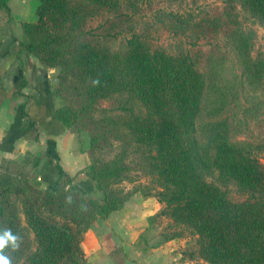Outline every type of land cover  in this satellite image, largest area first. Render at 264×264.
<instances>
[{
    "label": "trees",
    "instance_id": "trees-1",
    "mask_svg": "<svg viewBox=\"0 0 264 264\" xmlns=\"http://www.w3.org/2000/svg\"><path fill=\"white\" fill-rule=\"evenodd\" d=\"M37 1L36 21L19 24L18 45L55 69L51 91L66 103L53 115L70 132H89L87 173L99 195L90 194V182L71 185L61 168L56 186L39 189L30 179L31 157L2 159L0 236L11 231L18 237V246L9 244L3 255L11 264H87L81 247L87 229L138 191L160 205L149 217L150 228L167 220L155 245L189 235L194 240L181 249L184 259L264 264V139L234 142L221 121L198 128L205 74L201 49H192L230 36L243 72L263 79L264 59L250 57L247 38L234 27L232 2L264 26V0H225L212 15L192 9L159 13L164 31L189 39L191 48L173 53L132 30L118 49L110 46L123 32L122 18L129 20L123 4L151 0ZM13 23L8 0H0V25ZM105 149L117 150L99 157ZM136 171L149 185L124 191L119 184L133 182ZM211 174L245 198L231 200L207 180ZM110 255L124 264L121 249Z\"/></svg>",
    "mask_w": 264,
    "mask_h": 264
},
{
    "label": "rangeland",
    "instance_id": "rangeland-1",
    "mask_svg": "<svg viewBox=\"0 0 264 264\" xmlns=\"http://www.w3.org/2000/svg\"><path fill=\"white\" fill-rule=\"evenodd\" d=\"M224 1L151 0L147 3L139 2L135 6L123 4L121 12L122 14L129 15V20L122 18L124 22L120 24L122 25L123 32L111 40L110 46L114 50L118 49L129 31L132 30L138 33H145L151 45L160 46L169 53L181 49H189L191 48L189 39L174 37L162 29L163 26L159 22V18H162L161 16L164 11L192 9L195 12L204 10L212 15V13L221 11L225 6ZM9 2L15 22L21 23L23 20L36 17L37 0H9ZM232 6L236 14L235 30L247 38L250 57L252 59H264V26L246 13L237 2L233 1ZM159 13H161L160 17ZM0 27L1 33L9 38L11 43L12 33L15 35L14 40L15 38L18 40L21 35L19 28L14 23L9 26L0 25ZM118 29H120V26ZM11 45L15 44L12 43ZM198 47L201 49V68L205 74V91L198 128L202 129L204 125H208L210 122L221 121L227 125L232 141L256 145L264 139V78L256 82L243 72V64L241 63L240 56L237 54L233 38L230 36L220 35L212 43L201 42L196 47H192V49L196 50ZM51 74L52 79H54L55 72L52 71ZM56 98L58 99L59 106L66 103L64 98ZM72 133L77 136L80 147L86 152L89 149V132L77 131ZM116 150L114 149V151L109 152V150L105 149V152L100 154L99 157L110 158ZM35 168H32L30 171V179H36L37 170ZM86 174L88 177V173ZM131 176L134 179L133 182L124 181L119 184L124 191L133 192L138 187L149 185L147 178L140 172H131ZM207 180L219 185L233 201H241L245 198V195L234 184L220 183L217 180L216 174L207 176ZM87 182H90L89 179ZM89 184L92 190L90 194L99 195L94 189L93 184L91 182ZM153 198L146 197L138 191L134 192L127 201V209H129V212L132 209L134 211L136 209H144L142 212L145 214L148 210H154L156 206L158 207V205H154L157 202L155 203V199ZM135 215L136 212L135 214L131 212V214L124 215L121 219L124 222L130 217L134 218ZM144 217L145 215H143ZM166 223L167 220L161 218L151 228H146V231L140 236L138 243L134 244L135 255L142 258L143 263L147 260L148 255H150L152 258L149 257L148 260H153V264L157 262V259L160 260V264H207L196 258L191 260L182 258L181 249L190 245L194 240L189 235L176 238L179 240V245L180 242H183L182 247L177 249L175 248L176 246H173L172 248L175 249L172 252L153 253L154 255H152L151 249L153 247L151 246H154L159 241V233L164 229ZM137 225L140 226V222H137ZM150 264H152V261Z\"/></svg>",
    "mask_w": 264,
    "mask_h": 264
},
{
    "label": "crops",
    "instance_id": "crops-1",
    "mask_svg": "<svg viewBox=\"0 0 264 264\" xmlns=\"http://www.w3.org/2000/svg\"><path fill=\"white\" fill-rule=\"evenodd\" d=\"M8 5L11 10L9 0ZM11 17L14 21L12 13ZM36 19L37 15L22 22H35ZM14 24L20 30V23L14 21ZM1 32L0 159L19 161L26 156L31 157L37 170L36 179L31 180L39 189L56 186L58 168L71 177V185L81 186L88 180V157L80 147L77 136L65 129L53 115L59 102L51 91L54 81L49 72L51 68L43 67L33 55L20 49L17 38L13 39L14 33L10 36L15 45H11L9 38ZM154 205L158 207L154 206V210L143 214L144 209L135 208V211L132 209L129 212L126 202L121 209L112 211L107 218L92 223L81 242L87 264H115L110 253L116 249L122 250L124 264H150L151 261L153 264V260H148L152 256L148 255L143 263L142 258L135 255L134 244L138 243L142 233L150 227L149 217L158 212L159 203ZM131 212H136L135 217L123 222L121 218ZM137 222H140V226ZM178 241L174 239L151 246V253L154 255L172 252L183 246V242L179 245ZM173 246L176 247L172 248ZM160 263L159 259L155 262Z\"/></svg>",
    "mask_w": 264,
    "mask_h": 264
},
{
    "label": "clouds",
    "instance_id": "clouds-1",
    "mask_svg": "<svg viewBox=\"0 0 264 264\" xmlns=\"http://www.w3.org/2000/svg\"><path fill=\"white\" fill-rule=\"evenodd\" d=\"M18 237L14 236L11 231H7L3 236H0V264H11L8 257L3 255L4 249L11 244L14 248L17 247Z\"/></svg>",
    "mask_w": 264,
    "mask_h": 264
},
{
    "label": "water",
    "instance_id": "water-1",
    "mask_svg": "<svg viewBox=\"0 0 264 264\" xmlns=\"http://www.w3.org/2000/svg\"><path fill=\"white\" fill-rule=\"evenodd\" d=\"M52 71H54V69H53V68L49 69V72H50V73H51Z\"/></svg>",
    "mask_w": 264,
    "mask_h": 264
}]
</instances>
